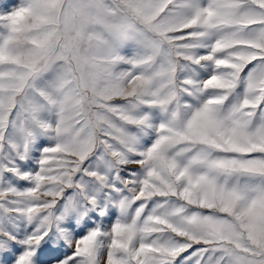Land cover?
<instances>
[{
	"label": "snow or ice",
	"instance_id": "snow-or-ice-1",
	"mask_svg": "<svg viewBox=\"0 0 264 264\" xmlns=\"http://www.w3.org/2000/svg\"><path fill=\"white\" fill-rule=\"evenodd\" d=\"M0 264H264V0H0Z\"/></svg>",
	"mask_w": 264,
	"mask_h": 264
}]
</instances>
